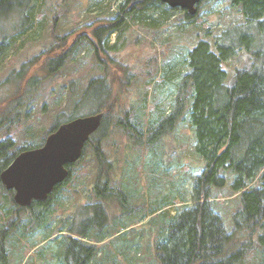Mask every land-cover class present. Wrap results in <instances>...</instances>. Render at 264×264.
I'll list each match as a JSON object with an SVG mask.
<instances>
[{
  "label": "rangeland",
  "instance_id": "obj_1",
  "mask_svg": "<svg viewBox=\"0 0 264 264\" xmlns=\"http://www.w3.org/2000/svg\"><path fill=\"white\" fill-rule=\"evenodd\" d=\"M123 2L32 0V22L22 27L23 34L15 11L0 14V43L7 35L0 48V84L29 60L34 63L17 95L25 93L28 79L35 80L23 100L27 103L19 119L0 127V141L11 138L13 150L41 147L57 116L64 113L63 121L74 112L72 104L88 82L108 77L111 109L103 110L109 124L100 148L112 167L111 187L126 195L125 209L117 200H110L105 204L107 221L103 228H89L88 239L82 241L96 247L91 264H160L155 243L170 219L194 205L195 179L204 169L195 153L189 114L172 133L151 145L146 143V136L138 139L141 131L131 135L116 124L129 112L130 121L145 132L168 116L190 48L200 39L212 42L224 29L244 19L228 0H202L190 21L184 19L185 11L180 9L162 17L152 14L154 24H137L124 20L123 15L126 23L109 35L106 48L98 47L94 30L114 20ZM59 56H66L63 66L53 75L45 74L47 58ZM245 60V54L240 53L222 63L226 83ZM14 91L8 85L0 87V115L7 109L6 96ZM90 110L85 105L79 114ZM95 172L93 151L88 145L72 167L70 180L56 193L40 220L36 219L35 208L21 209L13 202L14 193L2 187L0 230L7 233L3 240L5 260L0 258V264H61L69 226L75 227L82 219L83 207L96 201L92 189ZM209 194L225 231L231 232V218L239 208L238 194H231L228 188L212 189ZM263 263L255 247L241 264Z\"/></svg>",
  "mask_w": 264,
  "mask_h": 264
},
{
  "label": "trees",
  "instance_id": "obj_2",
  "mask_svg": "<svg viewBox=\"0 0 264 264\" xmlns=\"http://www.w3.org/2000/svg\"><path fill=\"white\" fill-rule=\"evenodd\" d=\"M228 1L232 7L239 8L243 22L227 27L213 37L212 42L200 39L190 48L172 112L145 132L137 123L130 121L129 112L116 124L131 135L132 132L137 134L141 131L138 139L142 141L143 138H140L146 136V143L151 145L160 137L172 133L186 113L189 114L195 136V153L200 157L204 169L195 179L194 205L170 219L155 243L160 252V264H241L255 247L264 261V0ZM33 8L32 0L0 1V14L15 11L19 15L21 29L28 21L32 22ZM119 11L104 28L94 30L98 47L106 48L109 35L126 23L121 18L123 15L124 20L137 24H154L152 14L167 16L175 9L160 0H124ZM193 18L194 15L184 12L185 20ZM24 32V29L20 30L21 34ZM6 36L1 37L2 42ZM2 42L0 48L5 45ZM240 53L245 54V63L234 71L230 83H226V72L221 65ZM65 58H47L45 74L58 72ZM33 63L34 60L25 62L18 70L11 71L0 84V87L8 85L15 90L6 96L8 104L0 115V127L19 119L21 109L27 103V100H23L35 80L28 79L22 96L17 93ZM111 100L109 78H92L73 102L74 112L63 121L64 113H60L49 131L52 133L60 124L81 116L103 115L99 129L85 145H89L93 151L96 172L92 189L96 201L83 207L82 219L75 227L69 226L59 258L61 264H91L96 247L82 241L88 239V229L103 228L107 221L105 204L110 200H117L125 209L126 195L111 187L112 167L100 148V141L106 137L109 124L103 110L111 109ZM85 105L91 110L80 115L79 111ZM13 143L8 137L0 141V174L17 154L28 150L25 147L13 150ZM73 166L69 167V177L54 188L45 202L31 204L29 209L37 210L34 213L37 220L42 218L56 193L68 183ZM252 183L255 185L250 186ZM2 187L0 182V189ZM224 188H228L231 194H238L239 208L231 218V232L225 231L221 217L215 213L209 201L210 190ZM6 233V230H0V258L3 261Z\"/></svg>",
  "mask_w": 264,
  "mask_h": 264
},
{
  "label": "water",
  "instance_id": "obj_3",
  "mask_svg": "<svg viewBox=\"0 0 264 264\" xmlns=\"http://www.w3.org/2000/svg\"><path fill=\"white\" fill-rule=\"evenodd\" d=\"M2 1V0H0ZM171 9L196 14L202 0H160ZM101 113L78 117L49 134L43 145L20 152L0 174L5 190L12 191L13 202L20 208L43 203L54 188L69 177V167L78 162L89 137L100 127Z\"/></svg>",
  "mask_w": 264,
  "mask_h": 264
}]
</instances>
